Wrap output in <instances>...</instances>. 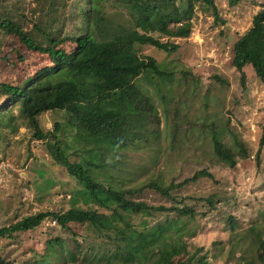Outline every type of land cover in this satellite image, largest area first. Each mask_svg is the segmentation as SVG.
I'll return each mask as SVG.
<instances>
[{
  "label": "rangeland",
  "instance_id": "1",
  "mask_svg": "<svg viewBox=\"0 0 264 264\" xmlns=\"http://www.w3.org/2000/svg\"><path fill=\"white\" fill-rule=\"evenodd\" d=\"M99 2L105 17L127 26L134 23L125 0ZM216 5L224 23L215 20L210 7L197 4L189 37L162 39L178 45L176 50L137 46L139 54L153 56L162 69L172 73L166 80L157 76L150 80L144 75L137 80L155 108L154 115H158L141 129L144 139L107 151L81 140L69 126L64 111L44 112L40 121L46 131L53 130L56 122L62 123L61 136L72 160L90 159L86 149L92 148L98 163H111L113 167L98 169L99 178L111 182L113 176L120 187L139 188L135 199L156 206L191 207L193 213L188 215L172 211L133 216L138 229L173 220L177 226L167 230L165 239L178 246L187 245L188 253L181 259L194 255L192 264L200 258L207 264H263L257 236L264 240V145L260 155L257 152L264 125V83L251 65L244 68L246 78L242 82L241 72L232 64V48L238 36L250 28L264 0H243L234 7L228 5V0H216ZM89 7V0H0V14L22 19L26 29L40 41L46 35H39L35 23H42L49 35L59 37L92 31ZM68 46L69 51L73 49ZM57 71L48 55L30 50L19 37H6L0 31V86L12 83L27 87ZM9 98L0 89V105ZM13 113L18 116L16 106ZM15 122L19 124L15 132L4 124L0 126V227L39 210L64 211L72 203L95 208L78 197L82 186L53 162L47 143L36 140L22 119ZM213 129L221 131L226 143L233 144L235 136L243 142L248 156L239 158L236 167L227 166L214 153ZM201 170L213 176H201L175 188L172 198L148 186L154 180L165 186L179 183ZM210 195L220 199L215 208L206 200ZM72 231L83 238L82 247L72 257L65 245L60 246L65 254L56 257L57 264L103 261V254L116 247L110 238L117 237L114 230L72 225ZM72 231L47 219L28 237L0 239V253L11 259L36 256L45 251L51 235L69 240ZM118 243L123 246L122 241ZM147 262L142 259L133 264Z\"/></svg>",
  "mask_w": 264,
  "mask_h": 264
},
{
  "label": "trees",
  "instance_id": "2",
  "mask_svg": "<svg viewBox=\"0 0 264 264\" xmlns=\"http://www.w3.org/2000/svg\"><path fill=\"white\" fill-rule=\"evenodd\" d=\"M242 1L228 0V5L234 7ZM89 3L92 31L64 33L59 37L54 33L49 35L42 23H35V27L40 30L39 35H46L44 41L34 38L22 19L15 20L0 14V31L4 36L19 37L28 49L48 55L51 64L59 70L27 87L1 84L0 89L10 98L0 105V117L6 118L5 121L0 118V126L4 124L15 132L19 128L16 119H22L36 140L47 143L53 162L65 168L82 186L77 192L78 197L95 206L83 208L72 203L64 211L39 210L27 214L8 226L0 227V239L16 241L19 237H28L32 232H37L45 220L51 219L70 232L72 225L115 231L117 237H110L115 240V249L104 253L106 257L103 261L89 264H133L142 259L147 260L148 264H192L194 255L181 259L182 255L188 253L187 245L166 242L167 230L177 226L173 220L144 229H138L133 222L135 215L152 216L158 212L172 211L192 214L191 207H180L178 204L170 207L152 205L133 197L139 188L120 187L113 182V176L110 177L111 182L100 179L98 169L113 165L98 163L92 148L86 149L87 154L92 156L90 159L72 160L61 136L64 134L62 123L56 122L53 130L46 131L40 115L47 111H64L69 126L81 140L93 142L97 148L107 151H116L144 139L140 134L141 129L154 122L155 118L158 119V115H154L155 108L138 86L137 80L143 75L150 80L155 76L166 80L172 73L162 69L153 56L139 54L137 46L150 45L166 51L176 50L178 45L162 39L189 37L193 28L191 18L196 5L200 3L213 10L217 22L224 23L216 0H125L134 22L130 26L105 17L99 0H89ZM68 45L73 49L69 51ZM232 64L241 72L243 83L247 65L253 67L257 77L264 83V7L253 15L250 28L234 42ZM15 106L18 116L13 113ZM213 130V150L221 162L234 168L239 158L248 156L247 149L238 137L235 136L233 144H229L223 140L221 131ZM263 145L264 125L258 155ZM201 176L212 177L213 174L201 170L179 183L172 182L165 186L154 180L148 186L172 198L175 188ZM217 197L210 195L206 199L213 208L220 200ZM72 234L69 240L51 235L45 242V251L36 256L31 254L11 259L0 253V264H57L56 257L64 256L65 249L75 257L82 247L83 238L75 232ZM257 237L259 258L264 264V240L259 234ZM71 241L74 248L71 247ZM119 241L123 242V246ZM64 245L66 248L60 250L59 247ZM197 264L207 262L200 258Z\"/></svg>",
  "mask_w": 264,
  "mask_h": 264
}]
</instances>
